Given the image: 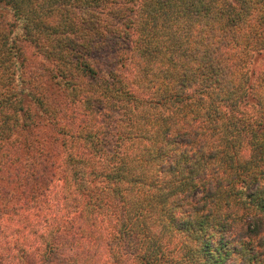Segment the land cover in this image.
I'll list each match as a JSON object with an SVG mask.
<instances>
[{
  "label": "trees",
  "instance_id": "16d2710c",
  "mask_svg": "<svg viewBox=\"0 0 264 264\" xmlns=\"http://www.w3.org/2000/svg\"><path fill=\"white\" fill-rule=\"evenodd\" d=\"M262 50L264 0H0V264H264Z\"/></svg>",
  "mask_w": 264,
  "mask_h": 264
},
{
  "label": "rangeland",
  "instance_id": "374dc122",
  "mask_svg": "<svg viewBox=\"0 0 264 264\" xmlns=\"http://www.w3.org/2000/svg\"><path fill=\"white\" fill-rule=\"evenodd\" d=\"M136 8V7H135ZM28 46V45H27ZM130 46H131V42H129V40L127 41V42H124V44H123V50L125 51V50H129V48H130ZM29 47V46H28ZM117 51H118V49L117 48H112V49H110V50H108L107 52H104V53H102L100 56H98L95 60V66L98 68V70L103 74V76H107V74H108V71H110V70H114V71H116V69H118V70H120V62H119V54H116L117 53ZM113 68V69H112ZM250 68H251V70H253L254 72H255V75H253L252 76V78H251V80H250V82L252 83L253 81H255V77L257 76V74H259L260 72H262V71H264V50H262L258 55H256L254 58H253V60H251V65H250ZM113 71V72H114ZM106 78H108V77H106ZM257 82V81H256ZM195 97V96H194ZM207 100V99H206ZM245 109L243 106H239L238 107V109ZM224 111V113H233V112H235V109L234 110H232V111H230V109L229 110H227L226 108L223 110ZM55 120H57V122H58V127H57V129H56V132L59 130V126H61V123H62V118H61V116H60V114L58 113V116H56V119ZM35 122H39L40 123V129H39V135H42V139H44L45 137H44V135L46 134V133H48L49 132V129H50V127H49V124H48V119H47V117H43V119L42 120H39V119H36L35 118ZM113 134V136H110V138H111V141H110V145H108V146H106L107 147V151H108V153L109 154H115L116 152H120L121 150V148L120 149H117V145H116V137H115V135H116V132L115 133H112ZM118 135V134H117ZM25 135H23V137H24ZM41 139V140H42ZM40 140V141H41ZM55 143H53V145H52V147L54 146H56V150L59 152V156H58V159H57V161H61L62 160V156H63V147H62V145H61V142H60V138H58V135H56L55 136ZM2 176V178H3V181H5L6 179H7V173H5L4 172V174H2L1 175ZM58 175H57V173H56V177L54 178V180H53V182L50 184V186H55V185H57L58 184ZM13 187H15V185L13 186ZM51 188V187H50ZM18 192V191H17ZM18 194V193H17ZM47 195L49 196V197H52V194L51 193H49V192H47ZM15 197H16V194L14 195V198H12V199H10V201H9V203L6 205V207H5V209H4V211H3V213L4 212H8V211H6V208H8L7 206H9V207H13L14 205V202H15ZM53 204H55L56 205V203L53 201ZM32 207H31V209H29V215H27V217L29 218V220L30 221H32V222H36L38 219H37V215H36V208H33V205H31ZM54 207V206H53ZM45 209H47V207H44V213H52V211L54 210L53 208H48V211L47 210H45ZM58 212H59V214H62V212L64 213V211H59L58 210ZM3 216H4V220H5V218H7L6 217V215L5 214H2ZM8 215V214H7ZM9 216H11V214H9ZM13 219H15V217L16 216H11ZM4 223L8 226V227H10L11 226V223H10V221L7 219L6 221H4ZM7 230H9V229H7ZM47 231V230H46ZM10 239V238H9Z\"/></svg>",
  "mask_w": 264,
  "mask_h": 264
}]
</instances>
